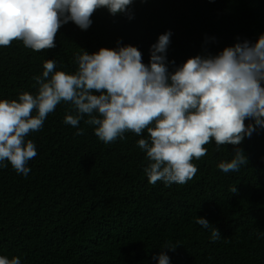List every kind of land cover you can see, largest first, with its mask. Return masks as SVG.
<instances>
[{"label": "trees", "instance_id": "obj_1", "mask_svg": "<svg viewBox=\"0 0 264 264\" xmlns=\"http://www.w3.org/2000/svg\"><path fill=\"white\" fill-rule=\"evenodd\" d=\"M132 12L129 20L98 10L86 31L69 22L54 49L35 52L22 41L0 47V100L35 95L33 77L42 75L47 60L56 62V71L74 73L81 49L93 54L131 45L148 64L151 46L171 31V71L264 34V0H135ZM66 114L74 112L61 103L26 138L37 150L27 177L10 164L0 167V256L19 257L21 264H158L153 257L167 244L177 247L163 250L170 264H264V130L239 145L248 164L237 172L218 168L234 158L233 146L217 151L213 141L193 160L198 171L187 184L152 185L146 153L137 146L147 131L106 145L95 126L66 125ZM197 217L221 239L212 242Z\"/></svg>", "mask_w": 264, "mask_h": 264}, {"label": "clouds", "instance_id": "obj_2", "mask_svg": "<svg viewBox=\"0 0 264 264\" xmlns=\"http://www.w3.org/2000/svg\"><path fill=\"white\" fill-rule=\"evenodd\" d=\"M134 2L0 0V47L22 41L35 52L54 49L62 26L72 22L86 31L91 17L101 9L132 20ZM171 36L167 31L158 37L148 64L131 45L101 48L93 54L81 49L72 74L56 71L54 60L45 61L42 75L33 77L38 86L35 95L23 92L17 99L0 100V167L10 164L17 174L28 176L27 165L37 150L26 138L41 131L61 103L74 112L65 115L66 125L78 128L83 120L95 126V136L106 145L123 140L127 132L141 136L147 131L148 137L139 139L137 146L146 153L144 173L152 185L187 184L198 171L193 160L205 156V145L213 141L217 151L224 145L234 148V158L219 163L222 172L246 166L248 160L239 145L264 130V34L255 43L245 40L217 55L189 58L170 71L169 63L175 65L167 60ZM76 135H83V130ZM230 190L237 192L236 187ZM195 223L211 230L212 242L221 239L207 219L197 217ZM176 248L166 244L153 259L170 264L163 250ZM0 264H21V260L0 256Z\"/></svg>", "mask_w": 264, "mask_h": 264}]
</instances>
